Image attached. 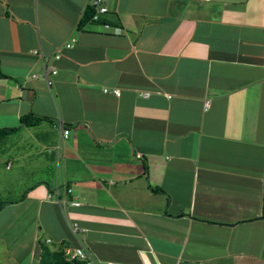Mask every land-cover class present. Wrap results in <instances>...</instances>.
<instances>
[{"label": "crops", "instance_id": "crops-1", "mask_svg": "<svg viewBox=\"0 0 264 264\" xmlns=\"http://www.w3.org/2000/svg\"><path fill=\"white\" fill-rule=\"evenodd\" d=\"M102 1L80 22L90 0H0V127L32 112L19 131L57 140L6 204L11 264H39L42 228L91 264H264V0Z\"/></svg>", "mask_w": 264, "mask_h": 264}, {"label": "rangeland", "instance_id": "rangeland-1", "mask_svg": "<svg viewBox=\"0 0 264 264\" xmlns=\"http://www.w3.org/2000/svg\"><path fill=\"white\" fill-rule=\"evenodd\" d=\"M38 126L26 127L22 131H16L3 138L0 143V200L15 199L22 194L27 193L28 185H35L37 181L48 178L51 180L56 173V151L57 140L54 138V132L48 131L46 138H41V132L38 131ZM62 141V140H61ZM39 183V182H38ZM24 203L20 202L14 205H5L7 207L0 210V234L7 229L9 219L15 223V212L22 210ZM13 206V207H11ZM31 210L14 228L16 231L25 222L29 221L30 216H33ZM17 214V213H16ZM39 217H36V220ZM41 224V219L39 221ZM40 240L43 241L48 233L42 228L38 229ZM31 234H26L21 242L20 261L25 259L24 255L27 250L26 242L29 241ZM9 236L5 239H8ZM5 240H0V264H11L8 256L5 254ZM50 244V243H49ZM51 242L50 246H55ZM28 261V260H27ZM24 264V261H22ZM37 264V263H36Z\"/></svg>", "mask_w": 264, "mask_h": 264}, {"label": "trees", "instance_id": "trees-1", "mask_svg": "<svg viewBox=\"0 0 264 264\" xmlns=\"http://www.w3.org/2000/svg\"><path fill=\"white\" fill-rule=\"evenodd\" d=\"M91 13H92V8L90 11L85 12L84 16H82V18L80 19V22L88 19L90 17ZM0 74L3 75L1 70H0ZM45 117H48V116H42V115H38V114H35L32 112L21 114L20 115V123L18 125L1 126L0 127V143H2L3 138L5 136L21 130L22 127H24V126L35 125L41 119H43ZM31 187L32 186H29L27 189L29 190ZM155 189H158V188H155ZM24 197H25V194H22L20 197L15 198V199H2V200H0V210H2V208L6 204L19 201V200L23 199ZM256 218H264V175H263V186H262V197H261L260 212L256 216ZM39 244H40L39 264H86V259H81V258H77V257L71 258V257H69V255H67V253H66L67 240H65V239L62 240L59 243V245L57 247H54V248L51 247L50 244L47 243L45 240L41 241L40 238H39Z\"/></svg>", "mask_w": 264, "mask_h": 264}, {"label": "built area", "instance_id": "built-area-1", "mask_svg": "<svg viewBox=\"0 0 264 264\" xmlns=\"http://www.w3.org/2000/svg\"><path fill=\"white\" fill-rule=\"evenodd\" d=\"M90 5H92L93 7V12L90 16V19L94 20L97 19L98 16L102 13H104L107 10V6L103 3L102 0H90ZM68 44H70V42H66L65 45L67 46ZM32 52L37 53V50H32ZM58 53H55V56H57ZM56 70L53 69L52 72H55ZM44 76L45 79L47 80V82H50L49 79V75L47 70H44ZM108 88H104V91H107ZM113 93L115 94H119V88H113ZM147 92H144L143 94H146ZM204 106L207 107L208 106V100L204 101ZM68 131L69 129L67 127L64 126V124L62 122H60L58 124V146H59V141L61 139V137H66L68 135ZM69 191V188L67 189ZM57 191V189H56ZM58 201H62L64 203V205L66 206L68 203L69 204H73V205H78L79 202L75 199H61L59 198ZM69 218H68V222H69ZM70 223V222H69ZM72 225H74V228L77 227V223L75 221L71 222ZM47 241H49V238H47ZM67 255H69V257L73 258V257H77V258H81V259H86V264H91L94 262V258L91 254V252L89 251V249H87L84 245H79L74 247L72 250L68 251L66 250Z\"/></svg>", "mask_w": 264, "mask_h": 264}]
</instances>
